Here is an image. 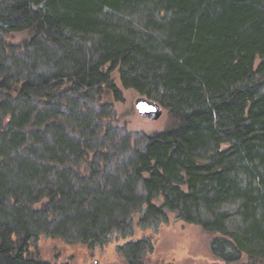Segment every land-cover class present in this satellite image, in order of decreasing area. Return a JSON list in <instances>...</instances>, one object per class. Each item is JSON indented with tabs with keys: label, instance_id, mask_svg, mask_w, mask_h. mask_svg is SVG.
Masks as SVG:
<instances>
[{
	"label": "trees",
	"instance_id": "1",
	"mask_svg": "<svg viewBox=\"0 0 264 264\" xmlns=\"http://www.w3.org/2000/svg\"><path fill=\"white\" fill-rule=\"evenodd\" d=\"M126 93L166 128L134 139ZM165 212L264 264V0H0V264Z\"/></svg>",
	"mask_w": 264,
	"mask_h": 264
},
{
	"label": "rangeland",
	"instance_id": "2",
	"mask_svg": "<svg viewBox=\"0 0 264 264\" xmlns=\"http://www.w3.org/2000/svg\"><path fill=\"white\" fill-rule=\"evenodd\" d=\"M137 98L135 94L131 96L126 93V101H132L130 106L133 110ZM119 108L120 116L122 109ZM129 108L124 111L127 112ZM134 114L131 113L127 121L135 130L132 136L138 142H142L140 137L145 135L144 132L162 131L168 125V120L162 114L156 120L138 114L132 119ZM156 204L160 205L161 200L158 199ZM138 218V215L134 218L128 233L113 232L102 243L93 246L76 242L67 244L59 239H41L39 253L43 259L56 264H129L127 253L122 249L129 243L143 240L144 251L140 252L143 264H223L211 253L210 244L216 234L205 232L198 225L187 224L171 212H165L162 219L147 222L142 227L137 226Z\"/></svg>",
	"mask_w": 264,
	"mask_h": 264
},
{
	"label": "water",
	"instance_id": "3",
	"mask_svg": "<svg viewBox=\"0 0 264 264\" xmlns=\"http://www.w3.org/2000/svg\"><path fill=\"white\" fill-rule=\"evenodd\" d=\"M134 107L137 114L144 118L156 120L162 114L161 106L145 97H138L134 102Z\"/></svg>",
	"mask_w": 264,
	"mask_h": 264
}]
</instances>
